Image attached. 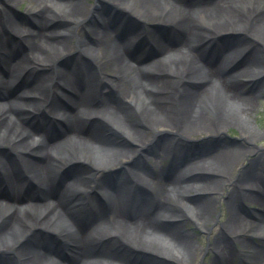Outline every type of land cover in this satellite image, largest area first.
I'll return each instance as SVG.
<instances>
[{"label":"bare ground","instance_id":"obj_1","mask_svg":"<svg viewBox=\"0 0 264 264\" xmlns=\"http://www.w3.org/2000/svg\"><path fill=\"white\" fill-rule=\"evenodd\" d=\"M21 1L0 0V264H193L200 249L186 224L205 230L225 186V219L201 252L214 264L237 256L264 264V188L247 175L263 155L229 176L258 138L247 120L253 99L241 91L250 76L264 89V0H95L130 13L110 14L85 35L87 20L102 15L85 0H33V25L13 17ZM55 18L63 22L50 27ZM138 20L165 25L173 42L142 37ZM230 32L235 42L219 46ZM73 48L81 66L52 76ZM32 71L34 83L8 96ZM231 127L241 131L240 150L185 149ZM160 135L166 157H158L169 163L140 168L136 157ZM77 158L96 170L122 160L123 174L109 182L76 173L61 187V170ZM53 189L57 199L47 195ZM244 201L260 214L243 217ZM36 231L46 239L31 245Z\"/></svg>","mask_w":264,"mask_h":264},{"label":"rangeland","instance_id":"obj_2","mask_svg":"<svg viewBox=\"0 0 264 264\" xmlns=\"http://www.w3.org/2000/svg\"><path fill=\"white\" fill-rule=\"evenodd\" d=\"M86 5L89 7H94L96 6L95 0H85ZM35 6V3L33 0H22L21 2L15 4V8L13 9V17L18 20L20 23L24 24V22H29L28 24L33 25L35 24L34 18H31L30 14V9ZM97 10L102 14L100 18H89L83 28V32L81 35H85L89 32L88 28L92 27H97L100 25V23H108L111 20V15L113 16H121L122 13H125L126 15L129 16V11L126 10L123 7L118 6L117 4H113L110 2L103 1L102 3H98L96 6ZM62 19H57L55 18L52 20L49 24L50 27L54 26V24L58 23L61 25ZM135 23V28L134 31L139 30L141 28H147V31L143 29L142 31V37L148 38L150 34H156L157 36H160L161 39L166 40L168 43L173 42V37L172 35L167 32L168 27L165 25H158L155 23H146L141 20L138 21H132ZM25 25V24H24ZM149 30V33H148ZM141 31V30H140ZM171 32V31H170ZM234 33L230 32L229 34L225 33L224 36L219 39V46H223L225 44H230L232 42H235L233 39ZM148 42L151 43V40L147 39ZM152 44V43H151ZM216 47V46H215ZM214 50V48H213ZM214 53V52H213ZM78 51L75 50L74 48L69 51L67 54V57L65 60H58L56 62V68H53L51 70L52 76L57 77L59 75V70L63 68H74L79 65L81 66L79 59H77ZM77 64V65H76ZM36 72L32 71L31 74L28 76H23L21 78L18 76V79L15 78L11 85H10V90L9 95L10 97H13V95L19 91H21V87L24 86L25 84H33L35 79H36ZM244 82L250 81L249 84H246L244 88L241 91L242 96H250L253 99V111L252 113L248 116L247 120L251 124L252 129L257 132L258 138L254 141L251 142L248 146L250 147L251 150H253L252 154H243L241 157H239L234 163H232V166L229 171V176L230 177H235L239 170L242 169L243 167H247L249 162L257 157L259 154H262L264 157V89H259L257 87H253L252 84L255 82L256 78H252L250 76L249 78H243ZM17 86H20L18 89ZM8 100V97L6 98ZM4 102V99H0V105ZM109 134V133H107ZM114 139H116L118 142H125L127 143V138L126 136L122 135L121 133H115L112 136ZM164 135L158 136V138L153 139L152 142L147 146V148L144 149V151L140 154V156L136 157V163L140 164V168L144 169H151V167L155 168L156 171L159 172V169L165 168L166 165L169 163V158H166L165 161H161L159 159V155L166 157V154L160 153L161 152V147L164 142ZM185 149H189L191 152L194 150H198V154H200V149L202 147H209L212 150L215 149H221V150H240L243 148V137L241 135V131L237 127H231L226 129L221 135L219 136H213L210 138H205V136H195L193 139H190L189 141L185 142ZM137 155V153H136ZM209 160H207L208 162ZM120 163L110 166L108 168H104L102 170H96V169H91L89 166L88 162H85L82 158H77V159H72L69 162H67L64 165V168L61 170V173L59 175L60 180L62 183L60 184L61 187H63V184L66 182H69L72 180L74 174L78 173L83 176L85 180H88V178L94 179L95 177H102L106 181L113 182L115 181L119 176L123 174L122 166L123 164ZM247 175L254 176L256 178L257 184L259 187L262 189L264 188V165H258L255 166L253 165L252 169H249V172H247ZM95 184V183H94ZM229 187H223L221 190L218 192L219 194L217 195L219 197L217 201V206L215 207V212L214 215L212 216L211 222L206 225L205 230H197L195 226L193 225L192 222L188 221L186 224V229L192 232L197 240L198 246H199V251L197 252V255L195 257L194 263L193 264H214L215 260L212 259V254L210 252H204L202 253L201 250H205L207 247L208 243L211 241L212 237L214 236L216 229L218 228V225L220 224L221 221L225 219V193L226 190H228ZM263 194H264V189H262ZM89 192V191H88ZM23 193V191L21 192ZM50 198L52 197L53 199H57L56 195L57 191L54 189L52 191H48L47 194ZM102 198V195H101ZM241 207V213L243 217L248 216H254L257 215L258 213L260 214L261 207H259L257 204H254L253 202L250 201H244L240 205ZM85 215V213H84ZM43 235V237L46 239V235L42 234L41 232H34V234L29 236L27 238V241L31 245H36L35 242V237L38 236L40 237ZM34 236V237H33ZM256 237V238H255ZM52 241H54L53 245L55 248H60L61 251L67 252V247L64 246V242H62L60 239H55V237H51ZM257 236H254V240H252V243L255 244L257 243ZM41 245V244H40ZM202 253V254H201ZM65 255V254H64ZM60 255L59 257H55V259L64 262L65 256ZM3 256H6L3 254ZM54 259V260H55ZM239 262V257L235 259L234 264H238Z\"/></svg>","mask_w":264,"mask_h":264}]
</instances>
